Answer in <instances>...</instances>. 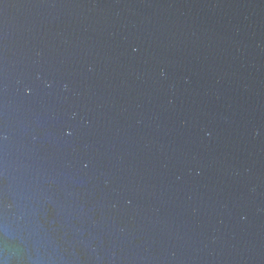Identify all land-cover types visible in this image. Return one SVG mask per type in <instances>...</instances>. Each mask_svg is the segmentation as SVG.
<instances>
[{
	"label": "water",
	"instance_id": "water-1",
	"mask_svg": "<svg viewBox=\"0 0 264 264\" xmlns=\"http://www.w3.org/2000/svg\"><path fill=\"white\" fill-rule=\"evenodd\" d=\"M0 264H264V0H0Z\"/></svg>",
	"mask_w": 264,
	"mask_h": 264
}]
</instances>
